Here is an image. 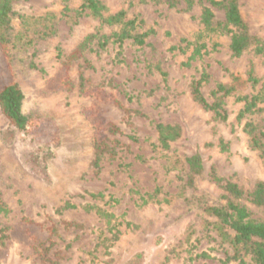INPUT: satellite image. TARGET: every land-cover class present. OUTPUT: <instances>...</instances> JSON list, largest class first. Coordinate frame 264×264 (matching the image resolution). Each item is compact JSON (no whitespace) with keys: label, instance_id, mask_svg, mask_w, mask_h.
I'll use <instances>...</instances> for the list:
<instances>
[{"label":"rangeland","instance_id":"rangeland-1","mask_svg":"<svg viewBox=\"0 0 264 264\" xmlns=\"http://www.w3.org/2000/svg\"><path fill=\"white\" fill-rule=\"evenodd\" d=\"M101 1L107 12L123 9L127 17L142 20L141 30L153 32L140 49L129 41L121 50L110 43L100 48L93 39L66 70L56 56L59 50L65 56L88 34L96 30L109 34L118 27L102 25L91 15L75 20L71 10L81 0L12 4L13 74L4 69L0 57V84L15 80L24 93L22 111L35 119L25 131L14 129L8 142L2 134L13 127L0 109V205L7 209L0 213V228L13 233L5 246L0 244V264H41L33 245L48 237L44 228L48 223L56 227L52 251L56 248L63 255L57 264H127L138 254L140 264H243L228 258L232 247L215 231L207 234L203 222L214 217L203 207L225 201L223 190L210 179L212 168L246 191L256 181L264 182L262 159L243 130L248 119L264 124V112L239 120L242 102L236 101L237 95L253 92L250 67L260 79L256 87L264 82V55L246 51L234 57L229 36L219 35L214 38L219 43L215 50L183 65L188 52L169 47L200 28L198 16L208 0L189 10L182 2L168 7L163 1ZM65 5L69 11L63 10ZM239 8L250 32L264 41V0H239ZM213 11L216 20L224 18L221 9ZM156 64L167 72L166 81ZM203 70L209 76L201 92L209 102L214 101L211 91L216 84L234 86L223 98L225 120L215 119L192 98L190 84ZM79 72L91 91L80 92ZM65 76L71 90L60 84ZM95 88L101 91L99 97L93 94ZM110 95L142 114L128 117ZM108 122L119 132H107ZM157 122L181 128L168 148L159 145ZM96 134L118 141L110 142L116 156L103 157L98 170L91 164ZM219 138L228 142L227 151L220 150ZM30 152L44 158L42 168L31 167L26 156ZM195 153L201 156L203 170L188 182L185 157ZM99 192L105 197L90 196ZM66 200L76 206L60 211ZM242 202L254 218L264 219V207ZM96 207L114 215L111 230L118 231V237L112 244L106 241V247L98 243L109 229ZM22 217L33 222L22 223ZM125 221L133 226L126 227ZM201 252L206 256H199Z\"/></svg>","mask_w":264,"mask_h":264},{"label":"trees","instance_id":"trees-1","mask_svg":"<svg viewBox=\"0 0 264 264\" xmlns=\"http://www.w3.org/2000/svg\"><path fill=\"white\" fill-rule=\"evenodd\" d=\"M17 0H0V57L4 69H6L10 75L13 74L11 65L12 61V39H11V16L13 14L12 4ZM66 2L67 0H63ZM139 2H152L157 4L161 1L166 3L168 7H175L178 3L182 2L185 7L184 10H189L196 2L202 0H138ZM208 5L201 7L200 14L198 16L200 28L194 32L191 37H180L178 42L171 45L169 50L178 51L180 53H187V60L183 62V65H190V61L200 59L210 51L215 50L219 43L214 39L219 35L229 36V49L231 55L234 57L240 56L246 51H252L255 55H264V41L258 36L250 32L248 24L242 17L239 8V0H208ZM213 7L219 8L223 11L224 18L222 20H216ZM64 11H69L67 5L63 8ZM74 19H78L83 15H91L97 17L102 25L117 26L118 28L109 34L100 33V30H96L94 33H90L84 37V39L67 55L62 56L59 50L56 54L61 59V65L66 70L69 68L74 60L81 57L82 51L87 45L96 39V44L100 48H105L109 43L117 44L121 50L125 41H129L132 45L138 49L142 48L146 44V37L153 32L152 28L141 30V19L136 17L129 18L126 15V11L119 9L115 12H107L106 5L101 0H81L80 4L71 10ZM155 70L161 76L163 81H166L167 72L162 69L159 64H156ZM248 80L251 82V86L254 88L253 92L245 95H237L236 101L242 102V107L237 113V119L248 118L253 115L264 112V82L256 87L260 79L254 75L253 68L250 67L248 72ZM208 73L203 70L200 76L193 79L190 84V92L192 98L199 102L203 107L213 112L214 118L225 120L227 117L226 109L224 108L223 98L229 95L233 90V85H225L222 83L216 84L215 88L211 91V95L214 97V101L209 102L201 92V85L208 78ZM86 78L82 72H79V90L80 92L87 93L91 91L84 86ZM61 85L68 90L72 89L70 79L65 76L61 81ZM256 87V88H255ZM93 94L97 97L101 95V91L97 88L93 89ZM92 90V91H93ZM114 104L123 109L128 117L133 115H141L142 113L136 109L126 108L120 104V102L112 95H110ZM24 100V93L15 80H8L0 84V109L2 113L8 118L10 125L13 128H8L3 131L2 138L5 141H11L14 136V129L27 130L31 124L34 123V117L25 114L22 111V104ZM155 128L158 135L159 145L163 148H168L170 142L176 140L181 135V128L178 125L157 122ZM105 130L109 133L119 132V128L108 122L105 126ZM243 130L248 135L249 146L256 150L262 159L264 164V124H259L256 120L248 119L244 122ZM117 140L110 141L107 136L95 135L92 139L93 159L91 164L97 170L100 168V162L106 155L110 158H114L117 154L114 144ZM218 146L221 151L228 150V142L219 138ZM29 162L33 168L35 164H38L41 168V160L44 158H38L37 154L30 152ZM185 163L188 168V182H191L196 175H199L203 170V164L201 156L198 153L185 157ZM210 179L218 185L222 190V198L225 200L221 205H205L203 210L214 217L213 220L205 219L203 222V228L207 234L213 230L221 241L228 243L232 247L233 253L228 258L238 260L243 264H264V219H257L252 216V212L242 202V199L247 200L253 205L264 207V182L258 180L255 182L253 188L250 191L244 190L239 184L231 181L228 178L221 177L216 174L214 168L210 170ZM92 197L104 198L105 194L90 193ZM116 200V199H114ZM76 205L66 200L59 210L66 208H72ZM91 205H87L85 209H90ZM96 212L102 216L108 225L109 234L105 235L98 244L109 246L105 242L112 244L118 237L117 232H112L111 225L114 215L111 212L95 208ZM6 213L7 209L0 205V213ZM22 223H31L32 219L22 217ZM66 224H71L66 222ZM126 227L133 226L130 222L125 221ZM78 226V225H76ZM48 231V237L43 241H35L34 251L37 257L40 259L41 264H57L58 260L63 256L60 254V250L53 249L55 240L52 236L56 234V227L53 223H48L44 227ZM112 232V233H111ZM13 235L12 232L7 233L5 227L0 228V244L5 246V240ZM199 256H206V253L201 252ZM136 255L133 259L128 261L127 264H140L139 257ZM248 257L246 261L245 257ZM55 258V259H54Z\"/></svg>","mask_w":264,"mask_h":264}]
</instances>
